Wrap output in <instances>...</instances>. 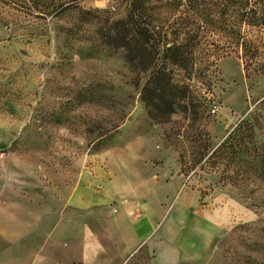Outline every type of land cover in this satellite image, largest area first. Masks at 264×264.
<instances>
[{
	"label": "rangeland",
	"instance_id": "1",
	"mask_svg": "<svg viewBox=\"0 0 264 264\" xmlns=\"http://www.w3.org/2000/svg\"><path fill=\"white\" fill-rule=\"evenodd\" d=\"M111 6L84 0L54 18L0 0V204L18 205L28 232L0 237V259L52 253L54 232L84 223L69 205L83 172L123 153L144 173L181 177L201 206L228 211L230 225L200 264H264V48L250 69L240 51L211 65L223 42L209 26L194 41L199 72L173 69L167 89L144 91L148 77L134 87L123 50L106 44L94 18ZM244 119L258 150L213 156Z\"/></svg>",
	"mask_w": 264,
	"mask_h": 264
},
{
	"label": "crops",
	"instance_id": "2",
	"mask_svg": "<svg viewBox=\"0 0 264 264\" xmlns=\"http://www.w3.org/2000/svg\"><path fill=\"white\" fill-rule=\"evenodd\" d=\"M128 159L123 153L100 156L105 168L84 171L69 199L70 207L82 213L83 225L54 232L52 253L21 249L17 263H202L230 225L228 211L213 203L201 206L200 194L181 177L144 173ZM27 235L18 205L0 204V237L12 242ZM4 257L0 264H12L7 253Z\"/></svg>",
	"mask_w": 264,
	"mask_h": 264
},
{
	"label": "trees",
	"instance_id": "3",
	"mask_svg": "<svg viewBox=\"0 0 264 264\" xmlns=\"http://www.w3.org/2000/svg\"><path fill=\"white\" fill-rule=\"evenodd\" d=\"M7 1L31 15L55 18L79 9L84 0ZM111 1L110 10L94 18L104 27L106 44H115L123 50L125 63L136 74L134 87L139 88L142 76L148 77L144 91L167 89L166 81L176 68L189 76L197 74L194 55L198 45L194 41L209 26L215 28L223 42L211 65L233 53L240 56V51L245 68L250 69L264 48V0H258L255 9L250 8L251 0ZM115 11H122L123 17L113 20ZM250 124L248 119L241 121L212 155L233 160L258 150L259 143L246 133Z\"/></svg>",
	"mask_w": 264,
	"mask_h": 264
}]
</instances>
